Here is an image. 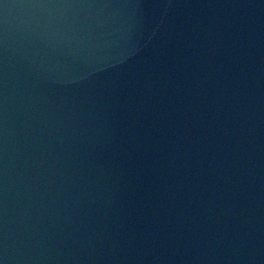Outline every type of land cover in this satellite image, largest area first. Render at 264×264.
Segmentation results:
<instances>
[{
	"label": "water",
	"instance_id": "95a60500",
	"mask_svg": "<svg viewBox=\"0 0 264 264\" xmlns=\"http://www.w3.org/2000/svg\"><path fill=\"white\" fill-rule=\"evenodd\" d=\"M0 264H264V0H0Z\"/></svg>",
	"mask_w": 264,
	"mask_h": 264
}]
</instances>
